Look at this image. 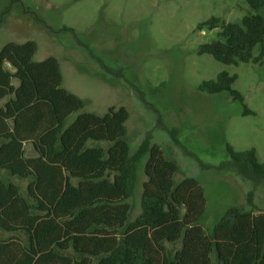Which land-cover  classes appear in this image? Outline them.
<instances>
[{
    "label": "trees",
    "instance_id": "obj_1",
    "mask_svg": "<svg viewBox=\"0 0 264 264\" xmlns=\"http://www.w3.org/2000/svg\"><path fill=\"white\" fill-rule=\"evenodd\" d=\"M244 2L252 13L239 23L211 18L198 26L219 28L198 56L226 66L264 59V0ZM36 51L32 41L0 49V264H264V215L252 211V194L249 209L228 207L205 229L198 181L176 180L178 165L150 133L130 153L124 107L80 113L85 103L61 87L57 60L35 62ZM236 79L222 71L197 90L226 93L241 116L254 115L232 89ZM157 123L179 146L177 130ZM225 151L219 170H235L254 185L264 180L254 148L238 152L225 144ZM141 165L139 213L130 219Z\"/></svg>",
    "mask_w": 264,
    "mask_h": 264
},
{
    "label": "rangeland",
    "instance_id": "obj_2",
    "mask_svg": "<svg viewBox=\"0 0 264 264\" xmlns=\"http://www.w3.org/2000/svg\"><path fill=\"white\" fill-rule=\"evenodd\" d=\"M250 13L244 0H0V49L32 41L33 61L56 59L61 87L85 103L80 113L103 115L109 107H124L130 153L150 133L164 157L178 165L176 180L198 181L206 202L202 224L209 230L228 207L249 209V193L252 211L264 215V180L254 185L235 170L218 169L228 160L225 144L238 152L254 148L264 163V59L226 66L197 55L219 32L199 29L200 24L211 18L239 23ZM222 71L236 75L232 89L254 115L241 116L240 105L226 93L197 90ZM158 118L177 130L179 146L160 129ZM144 181L141 165L130 219L139 213Z\"/></svg>",
    "mask_w": 264,
    "mask_h": 264
}]
</instances>
